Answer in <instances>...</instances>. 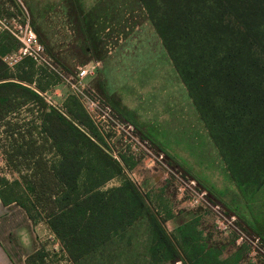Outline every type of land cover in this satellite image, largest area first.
Instances as JSON below:
<instances>
[{"label": "trees", "instance_id": "trees-1", "mask_svg": "<svg viewBox=\"0 0 264 264\" xmlns=\"http://www.w3.org/2000/svg\"><path fill=\"white\" fill-rule=\"evenodd\" d=\"M139 1L232 178L248 200L263 189L264 202V0ZM2 36L0 122L21 106L34 103L40 108L33 126L49 142L55 159L44 166L37 164L43 157L32 161L23 192L43 208L42 219L60 243L65 264L174 263L178 255L162 224L148 215L138 186L98 144L103 143L101 135L83 111L67 107L65 116L36 91L9 80H27L20 65L35 61L24 56L12 72L2 57L19 43L8 32ZM80 127H87L90 137ZM31 131L26 127L29 135ZM122 162L130 169L124 158ZM115 176L119 184L103 189ZM17 183L0 177V198L15 200L36 221L27 203L15 196ZM143 216L150 236L145 251L137 255L124 249L131 245L126 232ZM259 236L264 243V234ZM47 254L40 245L25 262L54 264Z\"/></svg>", "mask_w": 264, "mask_h": 264}, {"label": "crops", "instance_id": "crops-1", "mask_svg": "<svg viewBox=\"0 0 264 264\" xmlns=\"http://www.w3.org/2000/svg\"><path fill=\"white\" fill-rule=\"evenodd\" d=\"M57 2L43 7L38 16L35 14L31 18L32 14L19 5L20 0H0V14L14 19L27 17L38 39L45 46L47 54L57 65L60 64V67L68 69L66 62L75 63V67L95 63L94 72L85 77L86 84L92 88H95V84L100 90L101 97L119 118L132 124L139 135L154 143L183 172L205 188L212 197L222 201L225 207H229L248 226L249 223L243 218L241 210L243 191L232 178L225 160L209 135L170 58H166L164 70H157L158 67L151 65L148 72H141L144 70H137L138 67L136 68L133 63L139 62L135 60V51L139 43L142 45L143 40L125 38L117 45L129 46L130 48L124 49L126 53L121 55L116 53L104 61L100 52L95 54L91 49L92 45H103L105 42L101 31L99 35L93 37L96 33L93 32L91 24L92 8L86 5L85 1H72L67 7L56 5ZM4 32L6 31L0 34V44L4 43L2 36ZM152 56L146 54L141 59L143 62L151 63ZM125 61L127 63H124ZM27 62L31 61L24 60L20 69L28 79L18 80L16 76H12L10 81L20 82L36 91L50 105L52 94H62L60 100L66 107L82 112L77 100L72 96L67 97L66 89L53 71L36 64L29 66ZM131 62L132 64H129ZM126 68L136 69L129 73ZM11 71L15 72L12 66ZM118 71H121L120 78L113 75ZM155 73L161 76L156 77ZM158 80H161L159 86L156 85ZM43 95L49 100L46 101ZM72 101L76 104H71ZM83 115L87 118L84 111ZM80 129L90 136L87 127ZM167 141L174 142V146L170 148L171 153L165 144ZM125 160L131 164L129 169L131 172L136 169L137 173H141V166L129 159ZM143 174H139L141 175L137 184L139 190H143L145 186L146 189L150 188L157 193L156 197L163 204L169 206L165 212L161 211L164 215L161 221L163 230L178 256L174 263L164 264H249L245 262V251L242 247L218 239L208 222L207 213L187 207L186 203L178 198L176 190L174 189L173 193L170 184L166 183L162 176L155 175L154 171ZM115 178L117 185L120 179L115 176L111 180ZM155 200L154 197H150L149 200L146 198L150 205H154ZM12 214L19 215L20 222L24 225L16 236L20 242L30 247L23 254V261L26 264L27 255L41 245L37 238L36 221H33L15 200L3 202L0 198V219ZM0 253H3L1 241ZM5 264L11 263L6 261Z\"/></svg>", "mask_w": 264, "mask_h": 264}, {"label": "rangeland", "instance_id": "rangeland-1", "mask_svg": "<svg viewBox=\"0 0 264 264\" xmlns=\"http://www.w3.org/2000/svg\"><path fill=\"white\" fill-rule=\"evenodd\" d=\"M54 1H58L57 3H55L56 5L65 7L71 4L72 1H85V4L89 5L92 8L91 24L93 27V32L96 33L93 35V37H96L97 34L99 35V32L101 31L102 36H104L105 38V42L103 45H92L91 49L95 54H98L100 52L101 57L104 61H106L108 58H111L112 55L116 53L119 55L126 53L124 49L130 47L126 45H117L121 42V40L125 38H136L140 39V41L143 40L142 45L139 43V46L136 47L135 51V60H138L139 62H135L133 64L136 65V68L138 67L137 70H144L141 72L145 73V71L150 69L149 66L151 65L158 67L157 70H164L166 58H169V56L167 55L161 41L158 42V37L156 38L157 34L153 26L151 25V22L148 20L147 14L139 0H20L19 5L23 6V8L28 11L29 14H32V18L35 14L36 16H38L39 13L43 10V7L45 8L51 6ZM145 43L146 46H144ZM146 54L153 55L151 63L143 62V59H141L142 56ZM124 63H127V61H125ZM129 64H132V62ZM65 65L69 68L66 69L60 67L65 72H71L76 69L75 63L66 62ZM143 67L144 69H142ZM127 68L125 70H127L129 73L136 69ZM121 71L115 72L113 73V75H116L120 78L121 76L119 75L121 74ZM154 75L156 77L161 76V74H159V76L156 73ZM160 81L161 80H158L156 85H161V83H159ZM62 86H64V88L66 89L65 92L68 93L67 97H74L80 105V108L79 105L78 108L85 112L82 104L77 99V97L74 96L70 88L63 82ZM94 86V90L100 93L99 88L95 84ZM61 92H64L62 91V88ZM61 96L62 94H52L51 103L61 113L67 116L65 111L67 107L61 102ZM43 102H45L44 99ZM46 105L50 104L46 103ZM39 109L40 108L38 107V104L33 103L30 105H24L17 109V111L11 112L5 118L4 122H0V177L9 181L17 179L18 183L15 186V196L19 197L21 200L27 203V205L31 208V211L36 214V231L38 235L37 238L41 246H43L44 249L48 252L46 258L49 262H52L54 264H65L67 260L65 257H61L60 255V243L49 229L46 221L42 219V215H44L43 208L34 200V198H32V200L26 199V194L23 192V188L25 187L23 177L27 178L30 174L31 168L34 166L32 161L34 162L35 160L36 163L38 156L43 157V160H38L37 164L39 166H44L46 164H50L53 159H55V157L51 154L49 142L44 140L43 135L39 134L38 129L33 126L36 125V123H38L39 121L37 115H35V111H38ZM86 116L88 117L87 114ZM85 119L86 121H88L89 119L91 126L93 125L92 128L95 133L101 135L100 131L96 128V125H94L95 122L93 123V121L89 117H85ZM26 127H30L32 129L30 135L26 132ZM91 139L96 141L93 137H91ZM150 143L154 145V143H152L151 141ZM112 144V146L115 147L118 144V141H114V143ZM165 144L169 149V152L172 151L170 148L174 146V142L167 141V143ZM154 148L156 149V147ZM137 165L143 167L141 168V173H137L136 169H133V171L131 172V170H129L128 168L125 169V173L127 176H133L134 172L135 177L137 178V180H139L138 178L141 176H139V174L148 173L149 171L143 165V161H140L139 163H137ZM160 173L162 172L154 171V174L157 176H162ZM116 182V178L113 180L110 179L109 181L105 182L102 188L105 189L107 187L115 185ZM166 183L170 184L173 189L171 190L174 193V191L176 190L174 184L170 183L169 181H167ZM147 187H150V185H147ZM141 193L142 197L145 200V203H147L146 198H148V200L150 197H154V199H156L154 205H150V203H147L146 207L148 210V215L155 220H158L162 224L161 220L164 215L161 214V211L165 212V210L169 207L168 204H163L162 201L158 197H156L157 193L152 191L150 188L146 189V186L143 190H141ZM243 196L244 199L241 205V210L243 211L244 215L243 218H245L246 222H248L252 228H255L257 232L263 237V189L257 191L253 195V200H248L246 198L247 196ZM181 198L183 199V197ZM213 198L218 203L224 206V203L222 201L216 199L215 197ZM31 202H33L34 204H32ZM185 205L189 207L187 204ZM226 208L231 211L229 207ZM196 209H199L200 211L208 214V222L213 228L212 216L205 209ZM231 212L234 213L233 211ZM234 214L239 217L236 213ZM20 221L21 217L16 214H12V216L7 215L0 219V241L3 247V253H0V264H5L6 261H9L11 264H24L23 254L27 252L30 247H28L26 243L20 242L16 236L18 230L24 227V225ZM128 234L131 235V245L126 246L124 249L130 250L137 255H141L146 249V239L150 236V227L146 221L145 216L138 217L133 222V224L128 228L126 232V235ZM217 235L219 234L216 233V236ZM225 242L230 243L226 240Z\"/></svg>", "mask_w": 264, "mask_h": 264}, {"label": "built area", "instance_id": "built-area-1", "mask_svg": "<svg viewBox=\"0 0 264 264\" xmlns=\"http://www.w3.org/2000/svg\"><path fill=\"white\" fill-rule=\"evenodd\" d=\"M2 31L10 33L19 43L16 50L2 57L3 60L12 66L22 57L29 56L36 65L53 71L77 97L88 117L96 123L94 125L100 131L103 140L99 145L123 167L124 173L122 158L131 159L134 164L143 161L148 171H161L163 179L174 184L177 196L182 202L190 208L205 209L212 216L213 230L215 234H219L218 239L242 247L245 251L246 263H264V243L259 234L218 203L205 188L183 172L163 151L141 137L132 124L119 118L101 95L86 84L85 77L94 72L95 63L78 66L71 72L63 71L47 54L45 46L38 39L27 17L14 19L0 14V34ZM43 96L46 101L49 100L46 95ZM114 141H118L115 147L112 146ZM128 176L136 185L139 183L134 172L133 176Z\"/></svg>", "mask_w": 264, "mask_h": 264}]
</instances>
